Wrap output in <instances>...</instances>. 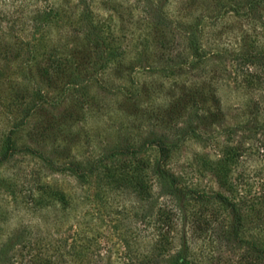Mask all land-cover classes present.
<instances>
[{"label":"rangeland","instance_id":"obj_1","mask_svg":"<svg viewBox=\"0 0 264 264\" xmlns=\"http://www.w3.org/2000/svg\"><path fill=\"white\" fill-rule=\"evenodd\" d=\"M13 127L0 264H264V0H0Z\"/></svg>","mask_w":264,"mask_h":264},{"label":"trees","instance_id":"obj_2","mask_svg":"<svg viewBox=\"0 0 264 264\" xmlns=\"http://www.w3.org/2000/svg\"><path fill=\"white\" fill-rule=\"evenodd\" d=\"M86 27H87V33H88V37L91 38H95L96 37V34L94 32V28H93V25L92 23L89 21V22H86L84 24ZM39 26H41V24L39 23H32L30 24V28L32 29V33L33 34H36ZM97 38V37H96ZM16 128V127H13L8 136H7V141H6V149L5 151H3L1 154H0V161H3V160H6L8 155L12 152L15 151V147L13 146V143H12V131L13 129ZM161 152L163 153V158H166L168 157L169 155V151L166 147H164V145H161ZM155 171H156V174L162 179V180H166L168 181V184L174 186V182L176 180V177L175 175L171 174L169 171H167L163 166H161L160 164H157L156 167H155ZM6 247L7 246H4L2 245L1 248H0V261H2V258L4 257L5 255V251H6ZM263 258H264V254H263ZM83 262V261H82ZM2 263V262H1ZM24 264H27V263H24ZM31 264H62V262L60 261H50L48 258L46 257H38L37 258H34L33 261L31 262ZM81 264H88V262L84 261L83 263Z\"/></svg>","mask_w":264,"mask_h":264}]
</instances>
